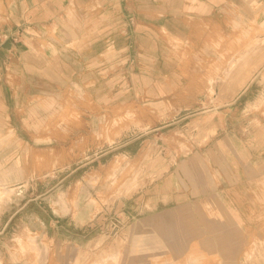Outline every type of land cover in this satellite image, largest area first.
<instances>
[{
  "label": "rangeland",
  "instance_id": "obj_1",
  "mask_svg": "<svg viewBox=\"0 0 264 264\" xmlns=\"http://www.w3.org/2000/svg\"><path fill=\"white\" fill-rule=\"evenodd\" d=\"M220 9L202 36L174 39L167 74L129 70L126 100L94 102L97 87L52 70L17 94L3 84L0 264H264V179L238 206L243 213L229 214L196 178L171 175L179 160L198 157L193 145L219 138L220 120L239 145L252 133L261 143L264 0H225ZM240 93L219 116L230 109L223 100ZM172 190L197 197L189 221L167 230L164 213L149 215Z\"/></svg>",
  "mask_w": 264,
  "mask_h": 264
},
{
  "label": "crops",
  "instance_id": "obj_2",
  "mask_svg": "<svg viewBox=\"0 0 264 264\" xmlns=\"http://www.w3.org/2000/svg\"><path fill=\"white\" fill-rule=\"evenodd\" d=\"M224 1L0 0V71L3 68L6 71L5 83L0 75V94L3 84L6 90L10 88L17 94L28 85L45 81L51 76L46 71L52 70L66 82L82 80L90 87H97L91 93L94 102L110 99L111 94L115 101L126 100L123 97L128 91L126 87L132 91L128 71H150L147 75L150 79L157 77L158 72L167 74L174 69L172 59L167 58L174 39L202 36L206 20L221 19L220 7ZM110 49L114 54L107 58ZM19 70L21 75L15 73ZM252 82L253 79L242 93L250 90ZM151 83L152 80L145 86ZM115 89H122L123 93L113 92ZM242 93L223 100L230 109L224 107L219 116L231 111L232 103ZM221 124V120L214 124V138H219L212 145H193L198 157L179 160L171 175L196 178L204 193L214 194L229 214H238L243 211L238 206H244V199L253 197L254 184L264 179V159L254 154V151L264 154V131L261 143H254L255 133H252V141L239 145L237 135L226 131ZM167 194V200L156 202L155 208L164 207L160 213L156 211L149 216L154 218L164 213L163 228L173 230L178 221H189L186 214L193 209L197 194L192 190H172ZM133 197H125L123 201ZM177 209L182 211L178 212L179 217L174 215Z\"/></svg>",
  "mask_w": 264,
  "mask_h": 264
},
{
  "label": "bare ground",
  "instance_id": "obj_3",
  "mask_svg": "<svg viewBox=\"0 0 264 264\" xmlns=\"http://www.w3.org/2000/svg\"><path fill=\"white\" fill-rule=\"evenodd\" d=\"M202 132H203V131H202ZM200 133H201V132H200ZM204 134H205V133H204ZM204 134L201 133V134H199V135L204 137ZM119 238H120V237H119ZM119 244H120V242H119ZM114 246H116V245H114ZM114 248H115V247H114ZM114 248L112 247L111 249L114 250ZM116 249H117V248H116Z\"/></svg>",
  "mask_w": 264,
  "mask_h": 264
}]
</instances>
